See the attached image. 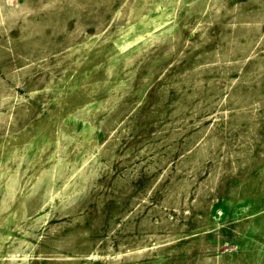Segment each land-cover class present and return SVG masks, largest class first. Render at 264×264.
<instances>
[{"label":"rangeland","instance_id":"rangeland-1","mask_svg":"<svg viewBox=\"0 0 264 264\" xmlns=\"http://www.w3.org/2000/svg\"><path fill=\"white\" fill-rule=\"evenodd\" d=\"M0 264H264V0H0Z\"/></svg>","mask_w":264,"mask_h":264}]
</instances>
